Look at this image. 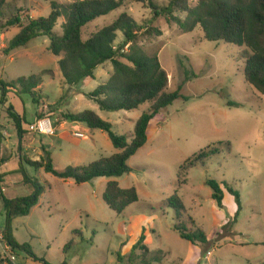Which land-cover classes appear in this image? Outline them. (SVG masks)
<instances>
[{
  "label": "rangeland",
  "instance_id": "obj_1",
  "mask_svg": "<svg viewBox=\"0 0 264 264\" xmlns=\"http://www.w3.org/2000/svg\"><path fill=\"white\" fill-rule=\"evenodd\" d=\"M76 1L80 0H5L0 19L6 24L20 17L21 25L26 26L29 19L48 17L52 2ZM151 1L166 7L171 0L141 3L128 0L122 8L87 25L83 39L88 40L124 13L128 14L141 28L137 45L149 55H157L168 74L166 91L175 92L181 87L180 93L187 100H177L151 122L149 144L129 160L133 172L122 178H102L78 185L42 170L34 172L27 168L46 191L29 216L14 220L13 231L16 241L29 244L39 260L35 262L26 254L18 253L13 264H129L132 253L134 258L142 255L141 250L134 251L142 235L152 253L165 254L160 264H208L205 261L208 252L213 254L210 264H264V96L245 79L246 57L250 52L245 47L210 42L200 27L183 34L177 25L168 24L164 18L153 19ZM198 1L190 0V4L194 7ZM176 16L186 17L178 13ZM63 23L60 19L55 28L59 34L63 32ZM9 29L10 44L19 29ZM118 35L116 46L124 41L123 34ZM49 47L50 40L41 37L27 48L0 57L3 82L33 75L42 79L41 86L34 91L37 104L31 95L9 94V103L3 105L0 93L3 154L11 158V164L4 167L7 170L23 157L40 161L42 145L51 151L57 170L88 166L119 153L104 132L90 131L84 124L69 121L65 122L60 136L58 132L55 137L26 133L19 149L10 106L14 108L11 112L26 116L24 129L34 124L37 114L50 116L59 126L64 123L62 116L66 113L92 111L110 123L114 133L126 135L131 141L136 121L153 104L146 103L129 112L100 110L88 94L109 82L112 63L99 67L94 80L67 90L59 68L60 58ZM76 125L86 139L74 138V131L79 130ZM227 143L231 145L230 150ZM207 148L208 151L217 149L219 153L188 174L185 171L180 174L182 165L196 162L198 154ZM16 171H11L8 183H5L6 176L0 174L3 176L0 191L6 188L4 194L9 199L31 193ZM208 180L226 183L239 192L242 209L236 221L234 197L221 186L225 199L224 209H220L212 199ZM110 181H117L122 189L137 190L139 201L123 215H117L103 200ZM180 181L184 184L179 185ZM176 193L187 210L186 226L191 228L188 222L191 218L195 226L204 230L210 242L208 249L190 244L173 229L175 210L166 207L165 202ZM5 223L0 199V231L4 230Z\"/></svg>",
  "mask_w": 264,
  "mask_h": 264
},
{
  "label": "trees",
  "instance_id": "obj_2",
  "mask_svg": "<svg viewBox=\"0 0 264 264\" xmlns=\"http://www.w3.org/2000/svg\"><path fill=\"white\" fill-rule=\"evenodd\" d=\"M128 0H80L71 4L51 3V14L45 18L29 19L26 26L21 25L20 17L11 19L6 28H18V34L10 41L9 48L0 52L1 56H9L19 48H27L34 40L46 37L50 40V52L60 58L59 68L64 77L67 90L95 79V71L104 64L111 62L113 74L107 84L99 86L88 94L105 112L133 111L146 103H153L151 108L144 112L136 121L134 136L131 141L126 135L113 132L110 123L103 121L96 113L85 111L80 114L66 113L62 116L64 122L80 123L91 131L104 132L113 147L119 153L82 167H67L57 170L54 166L52 153L43 147L40 161L20 158L17 174L21 175L22 183L30 190L26 197L9 199L0 191V199L6 216L3 230L5 239L14 251L26 254L37 262L39 258L29 244H19L13 231V222L18 217L29 216L32 209L39 204L40 198L46 191L36 176L29 173L44 171L63 181H74L78 185L90 183L96 179H119L131 174L133 169L129 160L134 157L148 143V128L150 123L161 111L172 106L177 100L185 99L181 95V87L175 92H167L169 78L162 68L157 55H149L137 45L141 28L128 14L124 13L114 23L93 34L88 40L83 39L84 28L97 19L122 8ZM144 2V0H137ZM5 0H0V10ZM153 19L164 18L168 24L177 25L183 34L192 33L200 27L206 40L223 42L226 44L245 47L250 53L246 57L244 75L256 91L264 96V0H199L194 7L190 0H171L166 7L150 2ZM185 14L184 19L176 14ZM60 19L64 20L62 34L55 31ZM119 33L123 34L124 41L116 46ZM161 35L159 31H156ZM128 47V50L126 48ZM42 79L36 75L19 78L7 83L0 80L1 102L7 105L9 94H28L37 104L35 90L39 89ZM10 106L9 115L14 123V130L18 138L19 149H22L23 137L28 132L26 116L15 114ZM50 116L37 114V119ZM4 134L0 128V165L10 161L9 156L3 154ZM230 150V143H227ZM201 151L194 163L182 165V171L189 172L199 164H204L209 157L215 156L219 150ZM188 163V161L186 162ZM186 174V177H187ZM181 177V176H180ZM0 187L2 178L0 177ZM186 180V179H185ZM180 184H184L181 181ZM207 185L212 190V199L220 209H224L225 193L221 186L234 197L238 218L242 209L240 195L226 183L208 180ZM105 204L117 215L139 201L136 188L122 189L117 181H110L103 194ZM166 207L175 210L176 223L174 230L180 237L192 245L210 246L209 239L201 228L195 226L194 221L188 218L191 228L184 222L187 210L177 193L165 202ZM206 249V250H207ZM141 250L142 255L129 257V264H160L165 259L162 252L152 253L145 245V236L142 235L134 251ZM121 262V259H119ZM4 256L0 252V264H4ZM12 264V263H11ZM47 264V263H45Z\"/></svg>",
  "mask_w": 264,
  "mask_h": 264
},
{
  "label": "built area",
  "instance_id": "obj_3",
  "mask_svg": "<svg viewBox=\"0 0 264 264\" xmlns=\"http://www.w3.org/2000/svg\"><path fill=\"white\" fill-rule=\"evenodd\" d=\"M6 24L0 19V50L6 49L9 45L8 41V28L4 27ZM57 120H53L51 117H45L42 119H37L33 125L27 127L28 132L32 134H38L41 136L55 137L58 128ZM74 138L76 139H86L87 136L80 129L74 131ZM89 134V133H88ZM0 252L4 256V264H13L17 260V253L14 251L13 247L7 242L4 236V232L0 231ZM213 257L212 252H208L205 256V261L210 264V261Z\"/></svg>",
  "mask_w": 264,
  "mask_h": 264
},
{
  "label": "crops",
  "instance_id": "obj_4",
  "mask_svg": "<svg viewBox=\"0 0 264 264\" xmlns=\"http://www.w3.org/2000/svg\"><path fill=\"white\" fill-rule=\"evenodd\" d=\"M36 120H37V118H36ZM35 120V121H36ZM153 122V121H152ZM80 124V123H79ZM151 124V123H150ZM78 125H76V127H77ZM57 128H58V136H60L61 135V131L62 130H64V128H65V122L64 123H62L61 125H59V126H57ZM77 129H79V126H78V128ZM82 130V129H81ZM90 130V129H89ZM88 130V131H89ZM91 131V130H90ZM151 133V128H150V126H149V128H148V143H147V145L149 144V142H150V140H151V135L152 134H150ZM32 134V133H31ZM42 146H44L45 148H46V146L45 145H42ZM41 146V147H42ZM144 148V147H143ZM142 148V149H143ZM141 149V150H142ZM42 154V153H41ZM42 156V155H41ZM11 163H7V164H5L4 166H2L1 168L3 169H1L0 170V174H4L6 177V182L5 183H8L9 182V179H10V177H11V171H16V169L18 168V164L17 165H13L9 170H7L6 168H4V167H6V166H9ZM13 173V172H12ZM15 174H17V173H15ZM18 176H19V174H17ZM20 178H19V180L20 181H22V177L21 176H19ZM16 180V179H15ZM17 181V183L19 184V182H18V180H16ZM17 184V185H18ZM4 192H7V190H6V188L5 189H3V193ZM5 195V194H4ZM236 208H237V206H236Z\"/></svg>",
  "mask_w": 264,
  "mask_h": 264
}]
</instances>
